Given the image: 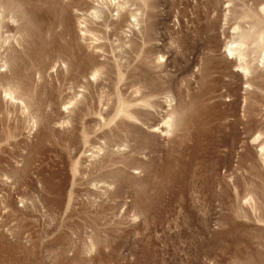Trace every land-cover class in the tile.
Segmentation results:
<instances>
[{
	"label": "rangeland",
	"instance_id": "rangeland-1",
	"mask_svg": "<svg viewBox=\"0 0 264 264\" xmlns=\"http://www.w3.org/2000/svg\"><path fill=\"white\" fill-rule=\"evenodd\" d=\"M0 264H264V0H0Z\"/></svg>",
	"mask_w": 264,
	"mask_h": 264
}]
</instances>
